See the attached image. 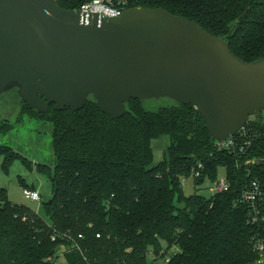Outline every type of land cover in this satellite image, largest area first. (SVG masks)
<instances>
[{
  "label": "trees",
  "instance_id": "16d2710c",
  "mask_svg": "<svg viewBox=\"0 0 264 264\" xmlns=\"http://www.w3.org/2000/svg\"><path fill=\"white\" fill-rule=\"evenodd\" d=\"M57 2L72 11L82 5ZM136 7L163 8L197 22L245 62L264 58V0H136ZM24 104L30 116L54 125V172L36 167L49 176L53 197L44 203L47 221L11 202L0 187V264H57L61 253L66 264H147L150 252L165 256L172 250L169 264L255 260L252 242L262 229L250 223L240 198L251 182L264 183V163L245 166L264 159L263 114L246 125L254 135L252 148L230 154L218 150L193 106L174 101L148 108L147 101L131 100L116 120L92 97L77 112L52 105L43 115ZM11 129L0 121V135ZM163 136L170 145L154 165L152 142ZM0 156L6 174L17 161L31 167L10 147L1 146ZM200 164L205 168L194 178ZM220 168H226L229 192L206 198L196 189L184 195L185 179L200 188L215 182Z\"/></svg>",
  "mask_w": 264,
  "mask_h": 264
},
{
  "label": "water",
  "instance_id": "95a60500",
  "mask_svg": "<svg viewBox=\"0 0 264 264\" xmlns=\"http://www.w3.org/2000/svg\"><path fill=\"white\" fill-rule=\"evenodd\" d=\"M16 89L47 114L84 109L113 119L131 100L193 106L214 141L264 115V58L245 62L197 22L163 8L106 17L57 0H0V95Z\"/></svg>",
  "mask_w": 264,
  "mask_h": 264
},
{
  "label": "rangeland",
  "instance_id": "374dc122",
  "mask_svg": "<svg viewBox=\"0 0 264 264\" xmlns=\"http://www.w3.org/2000/svg\"><path fill=\"white\" fill-rule=\"evenodd\" d=\"M172 101L164 98L160 100H148V108L170 105ZM0 121H7L12 129L5 135H0V147L12 148L17 154L23 156L31 167L25 166L17 161L6 174L3 168L4 158L0 156V187L8 191L11 202L18 205H25L36 211L41 217L49 221L44 210V203L49 202L53 197V185L48 175L39 173L37 165L48 166L54 172L55 154L53 148L54 125L30 116L25 108L24 102L18 95L16 89L0 95ZM170 145V139L163 136L152 142L154 154V165L164 160V154ZM225 168H220L219 179L225 178ZM23 180L28 186H22ZM211 183L206 182L204 186L196 188L192 178L183 181V192L186 197L198 193L210 198ZM24 188L37 190L42 197L41 201L26 200L23 196Z\"/></svg>",
  "mask_w": 264,
  "mask_h": 264
},
{
  "label": "built area",
  "instance_id": "2783aa9c",
  "mask_svg": "<svg viewBox=\"0 0 264 264\" xmlns=\"http://www.w3.org/2000/svg\"><path fill=\"white\" fill-rule=\"evenodd\" d=\"M135 2L136 0H82V5L78 11H81L85 14H98L100 16L106 17H117L120 16L125 10L132 8ZM255 117L256 116L250 117L248 122H253ZM246 125L236 136L226 141H215L218 150L222 152H228L230 154H244L247 152V150L251 149L253 145L252 138L254 135H251V129L246 128ZM262 129L264 131V121L262 124ZM260 163H264V159H261L260 161L258 159L249 160L246 162L245 166L249 167ZM204 168V165L200 164L198 167L199 170L194 175V178H199L201 176V171H203ZM210 183L211 187L209 189L212 193V196L229 192L231 188V184L227 177V171L225 178L219 179L218 177L215 182ZM23 196L26 200H42V197L38 191L28 188H24ZM240 203L248 207V218L250 223L257 225L262 229V231L253 239L252 242L256 258L248 264H264V183L260 181H253L248 186H246L242 190ZM53 240H55V238H53ZM71 248H76L77 250L81 251L78 245H72ZM174 255H176V252L173 250L167 253L165 256H160L155 252H150L147 264H169ZM63 256L64 255L61 253L57 260V264H66V262L63 260Z\"/></svg>",
  "mask_w": 264,
  "mask_h": 264
},
{
  "label": "crops",
  "instance_id": "0c3cea01",
  "mask_svg": "<svg viewBox=\"0 0 264 264\" xmlns=\"http://www.w3.org/2000/svg\"><path fill=\"white\" fill-rule=\"evenodd\" d=\"M35 191H37V190H35Z\"/></svg>",
  "mask_w": 264,
  "mask_h": 264
}]
</instances>
